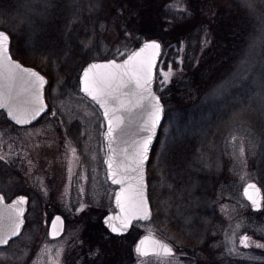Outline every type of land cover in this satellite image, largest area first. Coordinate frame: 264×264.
<instances>
[{
  "label": "rangeland",
  "instance_id": "rangeland-1",
  "mask_svg": "<svg viewBox=\"0 0 264 264\" xmlns=\"http://www.w3.org/2000/svg\"><path fill=\"white\" fill-rule=\"evenodd\" d=\"M63 1L67 2L0 0V28L13 35L12 47L19 59L24 54L34 63L33 59L46 53L45 57L41 56V62L32 66L53 77L50 78L53 86L49 88V93L53 92L56 104L62 101L60 107L65 113L64 118H80L85 124L83 134L89 133L90 139L96 141L95 117L87 112L84 105L76 103L80 72L90 60L126 56L133 49L131 37L111 40L108 36L118 31L102 23L108 18L105 13L102 16L99 12L98 15L96 12L92 14L95 20L88 30L76 29L77 26L82 28L83 20L77 10L79 7L89 8V2L82 4L80 0H70L68 4L76 11L73 10L74 15L70 17V27L64 32L63 42L47 37L51 30L50 27L47 29L48 23L54 19L53 10L66 7L67 3ZM228 1L246 2L258 12V0ZM259 1L262 3L264 0ZM96 4L99 5V0ZM170 8L182 9V0L171 3ZM84 20H88L87 16ZM262 29L252 37L244 56L223 73V77L210 82L201 95L196 94L194 87L182 94L173 92L176 89L173 85L174 71L164 69L163 55L159 69V76L162 77H159L156 88L159 91L161 88L163 91L170 89L172 93L165 96L160 177L151 184L152 192H161L160 197L155 194L158 203L154 218L148 223L135 222L128 235L120 238L112 237L105 229H100L101 232L95 229L93 243L97 247L91 253L95 256L93 258H103L99 248L117 250L118 246L122 254L125 253L123 261L129 264H211V253L217 256L219 264H256L264 261V203L261 210L254 211L243 195V187L250 181L257 182L264 192L263 26ZM77 36H83L78 39L80 47L72 39ZM71 45L79 52L71 50ZM9 184L7 188L13 192L12 181ZM106 201L100 192L95 196L93 192H84L85 205L102 211H86L81 214V220L102 222L109 209L113 210L111 206L106 209ZM68 205L69 209L75 205L74 198ZM69 211L66 215L73 219L76 214ZM180 229L187 235L195 236V246L184 245L186 236L178 235ZM75 231L77 229L70 228L62 240L52 245L55 249L45 258L26 257L20 250V254L15 255L13 249L16 244L6 249L2 258L13 264L14 260L15 264H90L84 262L81 253L90 245V240H78ZM147 232H154L171 243L174 254L170 258H138L135 244ZM204 243L211 253L201 251ZM104 244L106 247L101 246ZM205 256L209 257V261H203ZM96 263L101 264L99 260Z\"/></svg>",
  "mask_w": 264,
  "mask_h": 264
},
{
  "label": "water",
  "instance_id": "water-1",
  "mask_svg": "<svg viewBox=\"0 0 264 264\" xmlns=\"http://www.w3.org/2000/svg\"><path fill=\"white\" fill-rule=\"evenodd\" d=\"M10 44L9 33L0 30V109L7 111L12 121L26 125L47 111L48 79L37 68L14 59ZM162 54V42L146 39L122 59L88 62L80 74L81 92L98 103L106 122L105 164L110 182L118 188L115 211L103 220L116 236L127 235L135 222H148L154 216L147 167L166 116L165 104L155 88ZM243 195L254 211L262 209L264 192L257 182H247ZM21 204L18 198L6 204L0 195V247L22 232L26 209L25 203ZM63 221L59 215L54 218L53 237L63 232ZM135 252L138 258H145L170 256L175 250L167 241L145 234L136 242Z\"/></svg>",
  "mask_w": 264,
  "mask_h": 264
},
{
  "label": "flooded vegetation",
  "instance_id": "flooded-vegetation-1",
  "mask_svg": "<svg viewBox=\"0 0 264 264\" xmlns=\"http://www.w3.org/2000/svg\"><path fill=\"white\" fill-rule=\"evenodd\" d=\"M0 30L9 33L11 55L14 59H19L12 47L13 35L4 28H0ZM161 65L162 63H159L157 68L156 86L159 83V77H162L159 76ZM40 72L48 79L45 86V101L48 108L39 119L33 123L22 125L12 121L7 111L0 109L2 116V120H0V185L2 186L0 195L6 204H10L17 198L20 199V204L25 203L26 209L24 226L20 235L9 241L6 246L0 247V264H13V262L5 261L2 256L6 255V249L15 244L18 246H14L16 247L13 249L15 255L20 254V250L26 257L41 256L45 258L47 253L55 249L52 245L62 240L70 228L77 229L75 233L79 236L78 240L81 241L85 238L90 240V245L81 251L84 260H97L98 258L91 256L93 249L97 247L96 243H93L95 229H97L96 232L105 229L115 238L126 236L113 235L103 220L106 214L115 211L114 196L118 188L117 185L110 182L105 164L107 154L104 140L106 122L103 112L98 103L81 92L79 82L76 103L84 105L87 112L92 113L93 118L95 117L97 123L95 126L98 131L97 140L94 141L93 138L91 140L89 133L83 134L82 130L85 124L80 118L71 120L68 117L64 118L63 114L65 113L60 107L62 101L56 104L53 101V92L49 93V88L53 86V83L50 84V78L53 77L41 70ZM156 91L163 101V89L161 88L159 91L156 88ZM162 126L151 150L147 167L149 199L153 211L158 203V196L156 197L155 194L161 193L152 192L151 184L160 177L159 157ZM10 181H12L13 192H9L7 188L11 185ZM84 192H93V196L100 192V196L103 194L107 200L106 209H109L110 206L113 209L112 211L109 209L103 216L102 222L81 220V214L86 211H102L95 206L85 205ZM73 198L75 205L69 209L68 204ZM68 210L76 214L73 219L66 215ZM58 215L64 220V229L59 236L53 237L51 226L54 218ZM145 234H154V232H147L143 235ZM105 236L104 233L103 237ZM92 243L94 245H91ZM101 246L106 247L105 244ZM104 250L106 252V249L99 248V252ZM149 257L170 258L169 256H148L145 258Z\"/></svg>",
  "mask_w": 264,
  "mask_h": 264
},
{
  "label": "trees",
  "instance_id": "trees-1",
  "mask_svg": "<svg viewBox=\"0 0 264 264\" xmlns=\"http://www.w3.org/2000/svg\"><path fill=\"white\" fill-rule=\"evenodd\" d=\"M80 1L82 4L89 2V8L79 7L77 10L79 18L83 20L82 28L77 26L76 29L88 30L94 24L92 14L96 12L98 15L99 12L102 16L105 13L108 18L102 23H106L107 27H115L118 31L108 36L111 40L125 39L130 35L133 48L146 39L162 42L163 67L173 69V85L176 87L173 92L180 94L194 87L196 94L198 92L201 95L210 82L219 79L244 56L252 37L263 31L262 26L264 28V1L261 3L259 0L257 13L243 1L230 3L228 0H182L183 8L179 10L170 8L171 3L177 0H99V5L96 0ZM69 2L70 0L63 1L64 4L67 3L66 7L53 10L56 14L53 13L54 19L48 23L47 29L50 27L51 30L47 37L63 42L64 32L70 27V17L75 10L68 6ZM86 16L87 21L84 20ZM81 37L83 36L72 39L77 44ZM70 49L79 52L72 45ZM23 55L20 56L23 63L36 65L46 53L33 59L36 61L34 63ZM169 93H172L170 89H164V103L165 96ZM177 232L180 236H186L184 245H196L195 236L187 235L182 229ZM116 247L117 250H104L101 253L103 258L84 262L97 264L99 260L101 264H111L114 261L115 264H129L123 261L125 253L122 254L120 248ZM201 251L206 254L210 252L206 243L201 246ZM209 257L211 264H219L215 254L211 253ZM209 257H202L203 261H207ZM256 264H264V261Z\"/></svg>",
  "mask_w": 264,
  "mask_h": 264
}]
</instances>
